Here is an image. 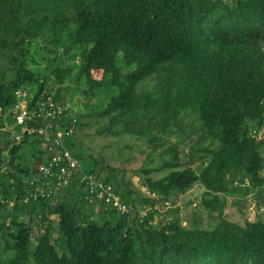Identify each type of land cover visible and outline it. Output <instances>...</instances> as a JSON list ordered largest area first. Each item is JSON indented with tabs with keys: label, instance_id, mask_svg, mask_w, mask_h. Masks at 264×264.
<instances>
[{
	"label": "trees",
	"instance_id": "trees-1",
	"mask_svg": "<svg viewBox=\"0 0 264 264\" xmlns=\"http://www.w3.org/2000/svg\"><path fill=\"white\" fill-rule=\"evenodd\" d=\"M17 89L29 111L47 97L67 106L58 128L73 126L62 145L79 169L57 189L38 169L52 133L16 140L7 126ZM82 117L95 134L141 138L158 152V166L150 157L136 170L148 195L87 153L75 132ZM262 128L264 0H0V264H264V220L223 215L227 196L264 193ZM82 173L130 210L86 197ZM196 184L213 225L154 222L156 204L170 207Z\"/></svg>",
	"mask_w": 264,
	"mask_h": 264
},
{
	"label": "rangeland",
	"instance_id": "rangeland-1",
	"mask_svg": "<svg viewBox=\"0 0 264 264\" xmlns=\"http://www.w3.org/2000/svg\"><path fill=\"white\" fill-rule=\"evenodd\" d=\"M93 75L99 78L101 76V70H94ZM68 103L71 105L72 111H77V109L80 108L82 109L83 104L81 97H78V100L75 102L76 105H73L70 101H68ZM80 121L84 125L76 127L75 132L79 142L87 149V153L102 158L105 164L103 165L104 169L106 166L115 168L118 177H121L124 181H128L134 186L138 192V197L148 195V191L141 184V177L143 175H138L136 170L140 168L145 161L148 162L150 157L153 158L151 160V165L158 166L161 163L158 152L154 151L149 153V147L141 138L129 137L128 135L117 137L98 135L95 134L96 124L87 121L84 117H82ZM7 126H9L8 128L13 132L15 131L12 122L10 124L7 123ZM262 135H264V128L258 131L257 137L260 138ZM193 136H195V134H193ZM183 137L184 134H179L173 135L171 138L177 142ZM189 143L190 140L179 142V148L183 156H185L184 154ZM157 150H160V148ZM148 153L150 155H148ZM166 171L167 169L154 171L151 173V177H160L165 174ZM262 173L264 174V169ZM124 185L127 187L126 184ZM202 190L203 188L199 184H196L185 193L178 195L175 198V204H171L170 207L156 204L155 208L159 213L154 217V222L163 217L170 218L175 216L181 219L183 225L191 226L193 224H198L201 227H210L215 223L217 213L216 211L207 210L200 204ZM263 195L261 192L254 189L245 194H238L235 199L233 196H227L226 199H224V217L239 224H244L246 220L253 221L258 218L264 220ZM37 232L38 229L35 228L34 233Z\"/></svg>",
	"mask_w": 264,
	"mask_h": 264
},
{
	"label": "built area",
	"instance_id": "built-area-1",
	"mask_svg": "<svg viewBox=\"0 0 264 264\" xmlns=\"http://www.w3.org/2000/svg\"><path fill=\"white\" fill-rule=\"evenodd\" d=\"M15 95L18 97V102L11 109L13 113V124L20 126L21 132L12 131V134L16 140H19L21 134L25 131L28 133L37 131L43 135H50L52 133L53 137L50 145H48V149L52 150V153L46 162L38 165V169L44 177L54 175L56 178L52 185L49 179L42 182V185H46L49 189H57L67 184L70 174L79 169L78 160L62 145V136L64 133L69 134L72 132L73 126L65 132L58 128V117L67 106L56 105L50 97H47L42 106H38L36 109L29 111L27 110V91L25 89H17L15 90ZM53 129L55 130L53 131ZM56 146L59 149L55 150L54 148ZM79 182L83 183V190L86 197L90 199L93 197L97 201L112 203L122 213L130 210L113 192L111 185L97 179L95 175L82 173L79 175ZM42 189L43 187L40 186V191ZM147 209L150 208L144 207L140 209V214L144 215Z\"/></svg>",
	"mask_w": 264,
	"mask_h": 264
}]
</instances>
